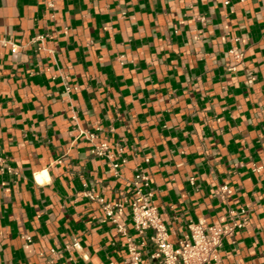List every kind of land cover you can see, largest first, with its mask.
Segmentation results:
<instances>
[{"label":"crops","instance_id":"0c3cea01","mask_svg":"<svg viewBox=\"0 0 264 264\" xmlns=\"http://www.w3.org/2000/svg\"><path fill=\"white\" fill-rule=\"evenodd\" d=\"M0 40V264H122L86 192L131 199L136 169L171 241L246 207L216 264H264V0H0Z\"/></svg>","mask_w":264,"mask_h":264},{"label":"built area","instance_id":"2783aa9c","mask_svg":"<svg viewBox=\"0 0 264 264\" xmlns=\"http://www.w3.org/2000/svg\"><path fill=\"white\" fill-rule=\"evenodd\" d=\"M46 35H38L41 40ZM7 45L8 41L0 40ZM230 53L240 57L231 48ZM72 118L75 119L73 115ZM83 136L92 142L90 152L97 156L111 157L109 145L106 142H94L96 134L79 130L77 138ZM121 150V149H120ZM119 164L112 162V167L117 171ZM9 170L4 159L0 156V172ZM118 175V172H116ZM193 183V178L190 179ZM132 198L118 201H105L99 195L88 191L86 195L102 205L104 214L108 220L116 226L126 240V256L122 264H216L219 260V249L227 236L233 235L236 229L245 226L247 222V209L240 207L238 210L229 209V221L226 223H206L204 221L188 224L186 233L175 241L170 240L167 225L161 218L156 205L152 201L153 192L150 190L149 181L141 169H136L130 182ZM222 196L230 193L227 185L220 187ZM128 206L131 221L138 235L133 238L126 233L120 223L118 213ZM238 215V217H237ZM150 248L145 253L147 244ZM73 247H79V242L74 240ZM146 254V255H145Z\"/></svg>","mask_w":264,"mask_h":264},{"label":"clouds","instance_id":"9594fccd","mask_svg":"<svg viewBox=\"0 0 264 264\" xmlns=\"http://www.w3.org/2000/svg\"><path fill=\"white\" fill-rule=\"evenodd\" d=\"M46 178V177H45ZM37 179H39V177H37Z\"/></svg>","mask_w":264,"mask_h":264}]
</instances>
